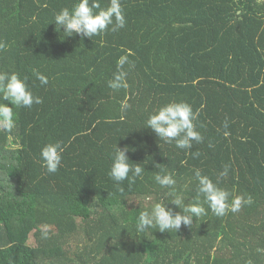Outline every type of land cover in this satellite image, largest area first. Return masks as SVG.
I'll return each mask as SVG.
<instances>
[{"label": "trees", "instance_id": "obj_1", "mask_svg": "<svg viewBox=\"0 0 264 264\" xmlns=\"http://www.w3.org/2000/svg\"><path fill=\"white\" fill-rule=\"evenodd\" d=\"M75 2L0 0V72L27 76L43 99L14 109L17 127L0 131V264H264V0H121L126 26L93 38L56 27ZM128 52L129 87L114 91L108 82ZM181 101L199 112L203 141L190 150L145 127ZM57 141L62 166L49 174L40 150ZM116 144L142 178H110ZM225 168L220 187L251 195V205L223 217L208 210L178 232H137L140 211L171 200L158 172L173 174L187 204L194 170L215 182ZM70 197L87 199L81 214Z\"/></svg>", "mask_w": 264, "mask_h": 264}, {"label": "clouds", "instance_id": "obj_2", "mask_svg": "<svg viewBox=\"0 0 264 264\" xmlns=\"http://www.w3.org/2000/svg\"><path fill=\"white\" fill-rule=\"evenodd\" d=\"M53 21L59 29L63 27L65 36L78 34L86 38L102 36L108 31L115 32L126 26L121 0H109L105 7L101 6V0H91V4L90 0H77L71 8H62L54 16ZM6 47L7 45L0 41V50H4ZM129 55H131L130 52L120 56L117 60V72L114 74V78L108 82V87L114 91L129 87L128 73L123 70L125 64L129 62ZM33 75L41 86L49 83L48 77L43 73L33 70ZM42 103V97L33 93L27 76L21 77L17 72H0V131L10 134L17 127L18 112L14 109H31L33 105ZM130 107L128 98L125 97L120 103V111L124 113ZM198 115L199 112H194L191 105L186 102H170L150 113L145 121V127H150L160 141L166 144L175 142L177 148L190 150L194 142L199 144L203 141V137L196 130L194 123ZM223 127L225 129L228 127L227 120ZM224 135L227 136L229 133L225 132ZM64 151L65 147L59 141L48 143L41 148L42 167L49 174L56 173L62 166ZM127 152V147L119 148L117 144L114 147L109 176L117 185L125 180L134 181L136 177L142 178L145 171L140 164L130 163ZM194 155L198 156L199 153H194ZM159 166L160 164L155 165V167ZM227 175L228 169L225 168L217 175L214 182L209 176L202 175L199 169L194 170L197 181L196 196L194 202L186 204L184 196L176 189L177 181L173 174L161 175L158 172L154 176L155 182L161 188L168 189L166 196L171 200L168 203L161 200L153 204L150 209L140 211L136 223L137 232H144L149 228H156L162 233L173 230L178 232L182 225L192 227L194 218L206 216L208 210L216 217H223L229 212L238 213L245 205H251L253 203L251 195H233L230 191L220 187L221 181ZM169 203L180 211H174L172 207L168 206ZM204 205H207V209ZM44 235L47 238V232ZM248 264H252V262L248 261Z\"/></svg>", "mask_w": 264, "mask_h": 264}, {"label": "rangeland", "instance_id": "obj_3", "mask_svg": "<svg viewBox=\"0 0 264 264\" xmlns=\"http://www.w3.org/2000/svg\"><path fill=\"white\" fill-rule=\"evenodd\" d=\"M69 202L71 203V205L74 207V211L78 214H81V211L80 208H81V205L83 203H86L87 199L85 197H80V198H75V197H70L69 198ZM84 209V208H83ZM85 211V210H84Z\"/></svg>", "mask_w": 264, "mask_h": 264}]
</instances>
